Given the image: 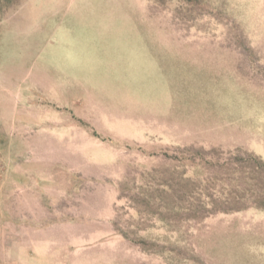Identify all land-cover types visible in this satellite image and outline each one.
<instances>
[{
  "label": "rangeland",
  "instance_id": "rangeland-1",
  "mask_svg": "<svg viewBox=\"0 0 264 264\" xmlns=\"http://www.w3.org/2000/svg\"><path fill=\"white\" fill-rule=\"evenodd\" d=\"M186 148L264 161V0H0V264H264V209L129 205Z\"/></svg>",
  "mask_w": 264,
  "mask_h": 264
},
{
  "label": "trees",
  "instance_id": "trees-1",
  "mask_svg": "<svg viewBox=\"0 0 264 264\" xmlns=\"http://www.w3.org/2000/svg\"><path fill=\"white\" fill-rule=\"evenodd\" d=\"M178 152L182 163L174 167V172L155 168L143 183L130 187L138 198H131L129 205L142 220L151 214L165 226L175 228L182 221H198L217 212L264 209V161L259 156L249 152L235 155L234 161L215 164L219 174L209 177L211 161L203 159L204 152L190 148ZM221 179L229 182L220 183Z\"/></svg>",
  "mask_w": 264,
  "mask_h": 264
}]
</instances>
